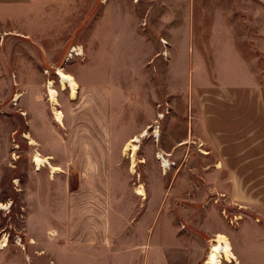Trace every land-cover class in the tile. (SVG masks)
I'll return each mask as SVG.
<instances>
[{
	"label": "crops",
	"instance_id": "obj_1",
	"mask_svg": "<svg viewBox=\"0 0 264 264\" xmlns=\"http://www.w3.org/2000/svg\"><path fill=\"white\" fill-rule=\"evenodd\" d=\"M196 8V0H0V101L4 95L12 99L4 108L11 138L39 141L41 153L59 169L27 171L29 181L48 187L47 195L33 202L39 206L34 213L43 264H198L216 235L210 220H223L211 207L258 203L264 188V0H251L247 56L238 48L242 39L200 43ZM55 13L89 14V20H81L68 36L65 18L56 26ZM36 14H44L48 33L44 30L42 37H36ZM36 61L57 66L59 92L57 69L75 79L76 97L65 90L66 103L90 109V115L71 120L63 112L69 124L90 127L86 136L82 128L62 132L54 105L41 102L45 70H37L41 79L36 83ZM155 101L170 116L154 140L153 155L175 159L190 153L192 179L172 182L168 198L156 181L154 195L127 196L130 184L115 179L114 166L99 160L101 142L121 134L105 133L107 120L101 115L105 109L114 116L115 110L131 115L124 122L133 126L124 138L130 141L151 129L147 120L153 118L149 110ZM84 140L89 148H82ZM167 170L158 168L161 174ZM178 189H187L185 196ZM222 232L233 252H240L233 238H240L242 230Z\"/></svg>",
	"mask_w": 264,
	"mask_h": 264
},
{
	"label": "rangeland",
	"instance_id": "obj_2",
	"mask_svg": "<svg viewBox=\"0 0 264 264\" xmlns=\"http://www.w3.org/2000/svg\"><path fill=\"white\" fill-rule=\"evenodd\" d=\"M196 4L195 17L200 26H198V39L200 43H203L205 38L214 40L222 37L234 38L237 39V43L238 39H242L243 43L238 44V48L242 50L244 56L249 55V42L252 31L250 25L252 16L250 11L251 0H196ZM43 15L44 14H36V37H42L44 35V30L48 33V30L46 31V29H44L45 23ZM86 15L87 18H85ZM52 16L56 26L59 24L60 20H64L65 18L68 36L75 30L76 24H79L81 20H89V14L84 13H55L52 14ZM72 38L75 37L72 36ZM39 50L42 51L40 48ZM56 67L53 65V62L42 61V63L39 64V62L36 61V83L41 79L37 74V70L41 68L45 70L44 84H42V91H44V94L41 92L39 97L42 103L50 102L54 105L52 106L54 117L57 118V112L61 113L62 122L60 125L63 124L62 132H79V129L82 128L84 137L89 133L90 127L75 126L74 122L69 124L67 119L65 121L64 112L67 111L72 120L74 116L80 118L86 117L87 114L89 116L91 110L79 107L76 108L75 104L66 103L65 98L68 93L65 92L64 89L62 92H59L57 77L54 75V69ZM163 69V83L165 85L167 78ZM58 70L63 71L62 69H57V71ZM150 88L148 84L147 90ZM50 90H53L57 94L56 104L51 102ZM147 95V100L150 103L152 101V96L149 94ZM153 103V111L149 110L150 113H154L152 116L153 118L152 120H150V118L147 120L151 129L143 131L140 137H134L139 139L137 144L131 143L134 138L130 141L124 139L129 130L133 129V126L130 128V126L124 124L125 121H129V119L132 118L131 115L126 114V116H122L121 111L123 110H115L114 116V112L107 109H105L101 115L104 120H107L104 126L105 133L112 135L116 133L121 134L119 135V139L101 142L100 148L104 150V155L99 156V160L101 164L106 165L108 163L114 166L115 179L130 184L131 189L125 190L127 196H134L135 192L140 197L154 195L152 186L156 181L159 186H163V197L168 198L170 196L169 187L172 185V182L178 179L180 184L181 182L182 184L183 182L186 184V181L190 182V179H192V174H190V171L187 169V166H190V153L188 154V152H184L183 155L175 159L172 157H164L161 153H157V157L160 155L161 158L167 162V169L170 168L167 171H163L162 174L158 171L162 163L153 155L155 148L154 140H158L164 132L161 124H163V122L165 123L166 118L170 116V110L165 105L162 107V104H158L156 101ZM13 104H16V102H13ZM10 105H12V99H10L8 95H4V99L0 101V117L2 118L0 120V264H43L41 227L39 228L37 214L34 213L39 206L33 205V202L37 201L43 192L45 193L44 195H47L48 187L46 186V188L41 189L39 184L36 186L29 181L27 178V171L29 173V170H34V168L38 170L37 166L33 163L35 158H39L42 161V167H50L52 172H57L59 169L52 167L55 166V162L52 158L41 153L39 141L34 139H30L29 141H17L11 138L12 126L9 123V118L7 119L10 114L4 109ZM182 111L181 108L178 109L176 113L177 118H180L178 113ZM127 112L129 113L128 110H126V113ZM150 113L148 116H150ZM131 114H136V112L131 110ZM56 118H54V120L57 122ZM54 127L55 126L52 124L51 129L53 130V134H55ZM155 131L157 138L153 137ZM56 132H58V130H56ZM144 132H147V137L141 138ZM177 133L180 135L179 127L176 134ZM27 142L30 145H27ZM132 145H136L137 147V152L134 154L131 152ZM89 147L90 141H82L83 149ZM82 160L86 164L85 158H82ZM174 164L178 167V172L172 171V168H177L176 166L174 167ZM170 165L173 166L170 167ZM29 167H32V169ZM50 169L46 167V170ZM71 182V187H76L77 181L76 174L74 173ZM178 191L179 196H185L187 189H178ZM259 193L260 196L255 199L258 202L256 204L222 205L216 202L214 207H211L213 213L220 212L223 220H210L209 226L216 235L211 237L206 255L198 264H211L207 260V257L211 249L218 244V242H216L217 235L225 236L222 231L234 228L241 229L243 235L240 236V238H233L238 240L241 246V251L238 253L233 252L230 238L225 236L229 241L232 254L234 255V259L230 264H264V188L260 189ZM165 207L168 206H164V208ZM198 207L202 208L203 205ZM178 208L180 209L181 206H178ZM193 218L194 215L191 213V219L193 220ZM230 219L235 220L234 225L230 222ZM253 219L257 222V225ZM195 223L201 225L203 223L202 218H198ZM197 224L194 226L192 225V227H197ZM180 227L183 228L181 225ZM222 264L229 263L222 261Z\"/></svg>",
	"mask_w": 264,
	"mask_h": 264
},
{
	"label": "bare ground",
	"instance_id": "obj_3",
	"mask_svg": "<svg viewBox=\"0 0 264 264\" xmlns=\"http://www.w3.org/2000/svg\"><path fill=\"white\" fill-rule=\"evenodd\" d=\"M57 75L60 79V83H61V87L62 90H68L70 93V97L71 99H75L76 94H77V89H78V85L76 84L75 80L68 75L67 73H65L64 71H57ZM50 97H51V102L53 104H56V98H57V94L56 92H54L53 90H50ZM56 120L59 124H61L62 122V115L61 113L57 112L56 113ZM160 118V117H159ZM147 136V132H144L143 135L141 136V138H144ZM154 138H157V134L156 131L154 132ZM139 142L138 138H134L131 143L132 144H137ZM130 149V148H129ZM131 152L134 154L135 152H137V147L136 145H132L131 146ZM161 163H162V167L164 168V170H167V162L165 160H163L161 158L160 155H158L157 157ZM33 163L37 166V169L39 170L40 168H42L43 163L39 158H35ZM47 163V162H46ZM216 242H218L217 245H215L208 257L207 260L211 263V264H222V261H225L226 263H231L232 260L234 259V255L232 254V250L229 244L228 239L225 236L222 235H217V240Z\"/></svg>",
	"mask_w": 264,
	"mask_h": 264
},
{
	"label": "built area",
	"instance_id": "obj_4",
	"mask_svg": "<svg viewBox=\"0 0 264 264\" xmlns=\"http://www.w3.org/2000/svg\"><path fill=\"white\" fill-rule=\"evenodd\" d=\"M161 43H162L163 45H165V41L162 40ZM72 50H74V49H72ZM162 55L165 56V51L162 52Z\"/></svg>",
	"mask_w": 264,
	"mask_h": 264
}]
</instances>
